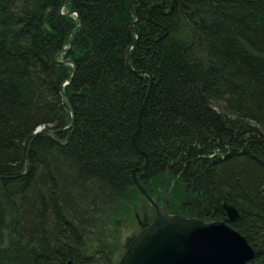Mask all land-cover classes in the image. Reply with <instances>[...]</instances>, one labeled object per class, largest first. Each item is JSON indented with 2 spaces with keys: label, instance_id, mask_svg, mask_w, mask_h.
I'll return each mask as SVG.
<instances>
[{
  "label": "trees",
  "instance_id": "1",
  "mask_svg": "<svg viewBox=\"0 0 264 264\" xmlns=\"http://www.w3.org/2000/svg\"><path fill=\"white\" fill-rule=\"evenodd\" d=\"M134 2L0 0V264H116L145 98L140 183L184 217L233 204L264 264V0Z\"/></svg>",
  "mask_w": 264,
  "mask_h": 264
},
{
  "label": "water",
  "instance_id": "2",
  "mask_svg": "<svg viewBox=\"0 0 264 264\" xmlns=\"http://www.w3.org/2000/svg\"><path fill=\"white\" fill-rule=\"evenodd\" d=\"M135 10L140 0H135ZM161 7L162 4L159 3ZM161 10H164L161 7ZM75 14V25L71 30L68 45L65 49L55 55L58 61L59 56L65 53L72 45L78 23V13L76 10L65 13ZM136 19L129 23L128 30L135 33L137 31L133 25ZM128 50L125 51L124 59L126 65L131 68L128 57ZM63 63H71L72 73L75 64L71 59L62 60ZM132 69V68H131ZM144 73L143 71H135ZM67 82H63L62 86ZM63 102L66 104L73 117L72 106L61 90ZM147 98L139 108L136 121V130L132 134V144L140 152L144 159V165L132 171L134 185L145 196V198L155 207V214L151 222L142 228L129 242L116 264H258L254 261L255 252L246 238L237 231L230 223L239 218L237 208L226 201L221 203L222 219L204 221L195 217H184L176 213H169L165 205L156 204L148 195L139 181V171H144L147 164V155L138 147V134L140 131V119L145 108ZM72 119L68 124L71 126ZM54 131L55 129H50ZM40 131L37 127L34 135Z\"/></svg>",
  "mask_w": 264,
  "mask_h": 264
},
{
  "label": "rangeland",
  "instance_id": "3",
  "mask_svg": "<svg viewBox=\"0 0 264 264\" xmlns=\"http://www.w3.org/2000/svg\"><path fill=\"white\" fill-rule=\"evenodd\" d=\"M137 8H138V6H137ZM69 12H71V11H69ZM70 14H73V13H70ZM60 57H61V55L59 56V59H60ZM144 189H145V187H144ZM142 197H143V200L138 202V204L136 206L137 208L136 207H130L129 208V210H128L127 214H126V218H125V220L123 221V223L121 224V226H120V228L118 230V232H119L118 233L119 234L118 240L119 241L116 243V246L114 248V253H115V257L116 258L119 257V255L124 252V250L126 249L127 245L129 244V242L134 238L135 232L139 231V228L141 226L143 227L144 225H146L149 222H151V220L154 217V214H155L154 205H152L145 198V196L143 194H142ZM153 201H154V199H153ZM156 204H158V203H156ZM162 204H164V203H161V204H158V205H162ZM152 208L154 209L153 211H151Z\"/></svg>",
  "mask_w": 264,
  "mask_h": 264
},
{
  "label": "bare ground",
  "instance_id": "4",
  "mask_svg": "<svg viewBox=\"0 0 264 264\" xmlns=\"http://www.w3.org/2000/svg\"><path fill=\"white\" fill-rule=\"evenodd\" d=\"M73 14H74V13H73ZM74 15H75V14H74ZM75 17H76V16H75ZM130 32H131V31H130ZM134 34H135V33H134ZM134 44H135V43H134ZM134 44H133V45H134ZM133 45L129 47V50L133 47ZM129 50H128V55H129ZM124 55H125V54H124ZM128 68H129V67H128ZM130 69H131V68H130Z\"/></svg>",
  "mask_w": 264,
  "mask_h": 264
}]
</instances>
